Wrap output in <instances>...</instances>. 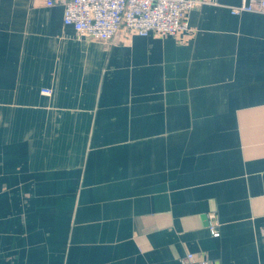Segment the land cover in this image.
I'll return each instance as SVG.
<instances>
[{
    "label": "crops",
    "instance_id": "1",
    "mask_svg": "<svg viewBox=\"0 0 264 264\" xmlns=\"http://www.w3.org/2000/svg\"><path fill=\"white\" fill-rule=\"evenodd\" d=\"M242 1L194 8L183 41L105 43L63 3L0 0V264H264V13Z\"/></svg>",
    "mask_w": 264,
    "mask_h": 264
},
{
    "label": "built area",
    "instance_id": "2",
    "mask_svg": "<svg viewBox=\"0 0 264 264\" xmlns=\"http://www.w3.org/2000/svg\"><path fill=\"white\" fill-rule=\"evenodd\" d=\"M216 0H46L48 6L56 2L64 5V24L72 26L79 36L100 42L112 41L120 32L127 37L154 35L174 36L183 41L189 30L190 12L199 5ZM264 13V0H243L232 8L242 12ZM51 95V90H44ZM211 218L215 220L212 214ZM214 236H219L216 221L209 223ZM264 233V231H263ZM183 264H214L210 260L188 253Z\"/></svg>",
    "mask_w": 264,
    "mask_h": 264
}]
</instances>
